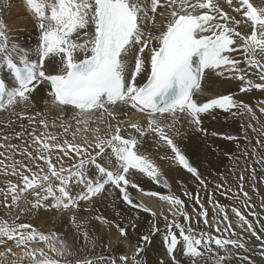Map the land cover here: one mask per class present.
Listing matches in <instances>:
<instances>
[{"label":"snow or ice","instance_id":"snow-or-ice-1","mask_svg":"<svg viewBox=\"0 0 264 264\" xmlns=\"http://www.w3.org/2000/svg\"><path fill=\"white\" fill-rule=\"evenodd\" d=\"M23 2L38 29L36 59L30 58L27 48L10 43L5 26L0 24V72L6 71L14 82L9 88L0 76V110L14 108L18 104L30 107L32 94L40 85H44L53 108L61 114H72L71 119L76 125L73 141H76L77 133L90 132L93 138L89 140L85 136L82 143L65 140L53 145L36 137L35 130L29 133L35 143L42 144L44 152L38 150V155L33 156L24 149L21 154L27 153L34 161L43 160L44 166L36 164L37 171L33 172L23 162L13 161L5 165V168H10L11 175L18 177V182L10 184L4 192L5 200L11 193V205L6 207L18 206L23 194L29 193L35 198L34 201H27L33 208L51 207L70 211V223L74 225L77 235H82L84 242L89 243V232L76 217L80 202L104 198L110 189H116L123 202L149 213L153 218L149 231L139 237L137 256L133 257L135 264H141L139 253L151 243L152 236L160 229L156 224V213L143 203L133 201L127 190L130 186L145 196L157 197L171 206L172 219L161 213L165 222L163 241L171 264H181L176 258L178 251L188 258L187 264H224L226 257L214 255L213 244L229 254L227 259L231 258L229 245L244 252L253 251L254 246H247L248 240L240 236L229 222L225 206L216 202L217 216L222 214V220L214 216L209 221L199 195L185 192L184 195L199 205L197 222L203 218L205 225H215V231L222 235L217 237L194 228L190 223L192 217L185 211V201L171 192L167 178L140 149L148 138H157V146L170 149L171 156L167 159L206 188L207 182L199 169L174 139L181 135L177 126L187 124L194 133L236 141L238 146L240 139L245 140L246 144L240 146L242 155L251 157L253 163L264 171V141L259 139L264 136V124L260 123L253 108L237 100L234 94L219 95L206 101L201 99L205 93L202 82L208 70L225 79L241 81V93L253 89L264 90V83L254 82L248 72L250 68L257 69L258 79L264 82V63L256 59L257 50L264 53V7H254L250 0H223V4L221 0ZM225 4L236 15L224 10ZM243 24L250 27V34H242L240 26ZM234 53H239L242 59H238ZM45 61L53 63V71H45ZM142 76L144 82L140 83L138 77ZM259 103L264 104V100ZM216 110L233 116L248 115L249 123L240 125L239 136L209 132L203 126V117L214 118ZM259 111L264 113V107H260ZM135 113L142 115L143 123L125 119ZM40 116L42 114L37 112L35 116L21 118H27L31 123ZM251 121H256V125ZM40 124L45 129L49 127L46 119H41ZM92 124L96 126L91 127ZM101 125L104 126L103 130ZM60 126L68 132L72 124L62 120ZM127 129L133 132L126 138L122 133ZM249 129L257 134L256 146L260 151L256 147L249 151ZM22 135L18 133L17 138ZM41 136L56 140L54 135L47 132H42ZM14 147L0 144V148ZM52 148L75 162L67 168L62 163L57 167L52 162ZM225 155L234 159L231 153ZM0 164H4V161L0 160ZM130 170L144 174L158 187L162 186L167 194L144 190L137 182L126 178L132 175ZM246 170H250L252 178H255L256 169L247 163L238 177L235 176V169H232L239 192L244 197L243 204L249 207L247 215L255 217L256 213L251 210L255 206L250 205L251 197L244 191ZM219 175L227 183L223 174ZM178 183L183 185V181ZM215 187L220 189L223 185L217 183ZM233 198L239 199V196L233 193ZM231 212L238 218L237 227L250 234L248 239L255 237L259 241L262 249L259 255L264 256V237L254 227V224H259L260 232H264V223L258 217L250 221L238 207H231ZM176 217H183V223ZM96 219L102 225L111 226L107 218L97 216ZM115 226L120 236H127L123 226ZM130 226L133 229L136 227L135 224ZM223 234L236 238H224ZM37 239L50 241L51 250L60 259L50 257L43 251H40L38 259L37 250L29 248L30 242ZM9 241L24 249L23 256L30 258V264H93L88 259H73L75 251L68 247L66 241L60 240L58 234L50 236L38 233L30 224L0 226V244L6 246L0 256L12 251L8 246ZM127 259L124 255L120 256L124 264H127ZM240 259L247 260L248 257L241 256ZM111 264L117 262L111 260ZM249 264L252 262L249 261Z\"/></svg>","mask_w":264,"mask_h":264},{"label":"bare ground","instance_id":"bare-ground-1","mask_svg":"<svg viewBox=\"0 0 264 264\" xmlns=\"http://www.w3.org/2000/svg\"><path fill=\"white\" fill-rule=\"evenodd\" d=\"M250 2L254 7H264V0H250ZM221 3L223 4V0H221ZM224 10L228 11L231 15H236L227 8L226 4L224 5ZM237 18L240 19L239 16H237ZM157 19H159V17H157ZM0 24L5 26L9 42L18 43L20 46L27 48L31 54L30 58L35 60V49L38 43V29L34 17L26 10L23 0H2V3H0ZM248 29H250V27L246 24L240 26L242 34H248ZM257 54L260 57V62L264 63V53H260L259 50H257ZM233 55L238 59H242L239 53H234ZM242 67L247 66L242 65ZM53 68L54 65L51 61H45L46 72L53 71ZM248 72L249 78L254 82L264 83L258 79L257 69L250 68L248 69ZM0 74H3L5 77L4 79L8 82L9 88H11L13 83L7 72L3 71L0 72ZM138 82L143 83L144 77H138ZM241 84V81L225 79L224 77L217 76L215 72L208 70L206 71L205 79L202 82V87L205 89V93L201 99L206 101L219 95L234 94L237 100L250 105L255 114L256 112H260L257 110H259L258 106L264 105L259 103L264 100V90L253 89L250 92L241 93L239 91ZM37 112H40L42 116L36 117L35 121L31 123L27 118H24V121L16 119L18 115L32 117L35 116ZM71 116L72 114L70 112L66 114L58 113V111L51 105L46 95L44 85H40L32 94V105L30 107L25 108L24 105L18 104L14 108L0 110V133L9 131L11 137V142L9 144L13 146H16L15 144H17L15 141L24 145L23 141L27 139L25 149H27V152L29 153L30 151L34 152L32 155L36 156L38 155V150L39 152H44V150L42 144L35 143L34 137L30 136L29 133L35 130V136L46 141L48 140L47 137L41 136V133L47 132L54 136L60 133L59 135H61L64 130L63 127L60 126L62 120L71 123L72 127L69 130L75 132L76 125L75 121L71 119ZM129 118L133 121L143 123L142 115L139 113L131 114L130 117H125V119ZM41 119H46L48 121L49 127L47 129L40 124ZM259 121L261 124H264V113L263 118L259 119ZM247 123H249L248 115L233 116L220 112L219 110H216L214 118L211 116L203 117V126L207 128L209 132L215 131L217 133H226L236 136L240 135V125ZM251 123L254 126L256 125V121H251ZM53 124L56 126H52ZM95 126V124L91 125V127ZM8 127L10 128L8 129ZM177 127L180 128L181 135L175 136L174 139L188 155L193 165L199 169L201 176L207 182L206 188L201 186L194 178H190V174L175 165L172 160L167 159V157L171 156L170 149L157 146L155 144L157 138H148L140 150L157 165L162 176L167 178L171 192L185 201V211L192 217V220L190 221L192 226L197 230L205 231L220 237L222 234L215 231V225H205L201 218H199V222H197V216L195 213L199 211V205L196 204L194 199L189 198V196L184 195V193L198 194L204 208L210 212L218 210V208H215L216 202L221 206H225V209L232 206V203L238 200L233 198L232 191H228L229 188H233L234 184H238L237 180L234 179L232 169H235V176L238 177L240 174L239 172L245 169L246 163L249 165L252 162L251 157L245 158L242 155L243 149L240 146L245 145L246 141L240 139V146H238L236 141H228L219 136H204L200 133H194L188 129L187 124H184L183 127H180L179 125ZM101 128L103 130L104 126L101 125ZM132 132V129H127L122 135L127 138ZM18 133H23L22 137L17 138ZM77 135L79 138H76V141H73L72 139L73 142L82 143L85 136L89 140L93 138L90 132L77 133ZM69 137H71V135H69ZM256 139L257 134L249 129V151H251L253 147H256L257 151H260L258 146H256ZM259 139L264 141V136H260ZM65 140L67 139L64 138L59 140V144L63 143ZM14 148H10V151H7L6 159L12 158L15 161L23 163L25 160L24 164L29 165L33 172L37 171L35 164L44 166L43 160H37V163L35 162L34 164L27 153L21 154L23 152L21 151L22 147L19 146L18 149ZM52 149L51 157L55 156L57 159L61 160V154L59 151L56 148H54L53 151ZM226 153H231L234 159H229L225 155ZM251 166L255 168L256 171L258 170L256 167L257 165L254 166L252 163ZM262 172L264 173V171ZM130 174L132 175L126 178L137 182L144 190L167 194V191L162 186L158 187L144 176V174L138 173L135 170H130ZM219 174H223L227 179V183L221 180ZM244 175L246 177L245 182L248 181L249 177L252 178L250 170L244 171ZM178 181H183V185L178 183ZM257 181L258 178H252V180H250V186L253 187V184L257 183ZM217 183L222 184L223 187L217 189L215 187ZM127 190L131 194L134 202L143 203L146 207L156 213V224L160 229V232L152 236L151 243L146 245L143 251L139 253L138 259L141 261V264H171L163 241L165 222L161 216V213H163L164 216H168L172 219L173 217L170 213L171 206L166 202L160 201L157 197L145 196L142 192L133 189L130 186ZM248 193L251 199H254V196L251 195L250 192ZM25 197L27 200H25ZM21 198L23 199V202L20 203L18 201V206H15L12 213L6 215H10V219L6 222L8 226L13 225L16 222L26 223L32 225L38 233L50 236L58 234V238L62 241H66L68 247L75 251L76 256L73 259L78 258L81 261L88 259L93 261V264H111V260H115L117 264H124V262L120 261L121 255L128 258L127 264H135L133 257L137 256L139 237L149 231V226L153 219L149 213L134 209L123 202L118 190L110 189L104 198H93V201L90 202H80V210L76 213V217L89 232L90 242L85 243L82 235H77L74 225L70 223V211L63 209L58 210L51 207L47 209L33 208L32 204L27 201H34L35 198L29 195V193H24ZM187 200L189 201L188 203H186ZM97 216L107 218V220L111 222V226L99 223L96 219ZM176 218L183 223V217ZM4 219L0 221V226H4ZM211 220L212 218H209V221ZM229 222L232 223V226L237 233L241 235L244 234L246 239L249 238V233L244 232L237 227V219L229 220ZM116 224H120L126 229V237L120 236L119 231L115 226ZM132 224H135L136 226L134 229L130 226ZM251 239H253V237H251ZM49 245L50 241H40L37 239L30 242L29 248L37 250V255L39 256L40 251H43L50 257L60 259V257H56V254L51 250ZM8 246L12 248V251L10 253H5L8 254V257L0 256V262L2 264H14V262L15 264H19L20 262L27 264L24 260L26 257L23 256L24 249L22 247H16L11 241L8 242ZM229 246L231 247V245ZM5 247V245L1 244L0 252H5ZM212 248L214 250V255L220 253L214 244L212 245ZM176 258L181 261V264H187L188 258L182 256L179 251L176 252ZM248 259H240L239 262H237L236 260H238V258L235 260L233 257L230 259H227L226 257L224 264H249Z\"/></svg>","mask_w":264,"mask_h":264},{"label":"rangeland","instance_id":"rangeland-1","mask_svg":"<svg viewBox=\"0 0 264 264\" xmlns=\"http://www.w3.org/2000/svg\"><path fill=\"white\" fill-rule=\"evenodd\" d=\"M250 32H251V30L248 29V34H250ZM256 59L260 60V57H259L258 54L256 55ZM239 94H241V93H239ZM260 107H264V105L258 106V109ZM257 111H259V110H257ZM256 116H257L258 119H262L263 118V113L256 112ZM16 119L22 120V121L25 120V119H22L20 115H18V117ZM9 128L10 127H8V129ZM7 132H5L6 134L4 132L0 133V144L4 143V144L8 145L11 142L10 132L9 131H7ZM72 133L73 132H71L70 130L68 132H65L63 130L61 135H59L60 133H58L56 136L59 138V140H62V139L65 138V139H67V141L73 142L72 141V139H73V136H72L73 134ZM69 135H71V137H69ZM3 136L4 137L8 136L9 138L7 140H5L3 138ZM57 137H56L57 140L52 141L51 139H48V140H46V142L49 143V144H53V145L54 144H59V140H58ZM76 138H79L78 135L76 136ZM9 139H10V141H9ZM26 141H27V139L23 141L24 145H22L21 143H19L17 141H15V143H17L20 147H22L21 151H23L25 149V146H26V144H25ZM17 144H15L16 147L14 149H18L19 148V146ZM53 150H54V148L52 149V151ZM7 151H10V148H0V153H3V155L0 156V160L4 161V164H0V221H2V219L5 218L3 220V222L5 224L10 219L9 218L10 215H8V216H6V215L12 213V211L15 208V206L6 207V205H11V193L8 194L7 200H5L4 192H6L8 190L10 184H14V183L18 182L17 181L18 177L17 176L15 177V176L11 175L10 168H5V165H10V164H12L13 161H15L12 158H11L12 160L11 159H6ZM30 153L33 154L34 152L30 151ZM31 161L34 164H35V162L37 163V160H35V161L31 160ZM59 161H61V162H59ZM52 162L57 167H59L61 163L63 165L65 164L64 167L67 168V167H69V164L71 165L72 163L75 162V160L69 159L66 156H62V154H61V160H59V159H57V157L53 156L52 157ZM24 163H25V160H24ZM252 163H253V160H252L251 164H249V165H252ZM253 165L256 166L257 164L253 163ZM35 166H36V164H35ZM256 167H257L258 170L256 171L255 177L258 178V181H257V183L253 184L255 186V191L253 190V187L250 186V180H252L251 177H249L248 181H246L244 183V191L250 192V194L254 196V199H251L249 203H250V205H254L255 206L254 208H251V210L256 213V216L253 217V216H248L247 215V212L249 211V207L245 206L243 204V199H244L243 194L239 192L238 184H234L233 188H232V193H236L239 196V199L234 201L232 203V206H229V207H227L225 209L227 214H228V216H229V220L238 219L231 212V207L235 206V207L240 208L242 213L245 214L246 218L249 219L250 221H255L257 219V217H258L260 219L261 223H264V173L262 172V170H261L259 165H257ZM20 187H22V184H20ZM19 202L22 203L23 199L20 198ZM188 202L189 201L187 200L186 203H188ZM217 213H218V210H216L215 212H210V211L207 210L208 219L209 218H213L214 216H216L218 219H222V214L217 216ZM201 219H203V218H201ZM224 223H226V222H224ZM14 224L18 225V224H22V223H17L16 222ZM9 226H12V225H9ZM254 227L257 228L258 234L261 235L262 237H264V232H260V230H259L260 229V225L259 224H254ZM239 235L242 236L245 240H248V239H246L244 237V234H242V235L239 234ZM223 237L224 238H233V239L236 238V237H231L230 234H224ZM247 246H249V247H253L254 246V250L250 251V252H244L242 249H233L232 246L231 247L228 246V248L231 251V257H233L235 260L238 258V260H236V261L239 262V260H240L239 257L247 256L249 258L248 261H251L252 264H264V256L259 255V253L262 251V249L259 247V241H256L255 237H253V239L248 240V245ZM0 248H1V244H0ZM217 250L220 252L218 255H222L223 254L225 257L229 256V254L224 252V250H221V249H217ZM4 256L8 257V254H5ZM37 258L39 259L40 256L37 255ZM24 260L27 262V264H30V258L26 257V258H24ZM0 264H2V263L0 262ZM19 264H24V263L20 262ZM244 264H246V263H244Z\"/></svg>","mask_w":264,"mask_h":264}]
</instances>
